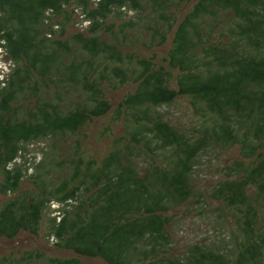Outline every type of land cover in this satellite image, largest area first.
I'll return each instance as SVG.
<instances>
[{"label":"trees","instance_id":"16d2710c","mask_svg":"<svg viewBox=\"0 0 264 264\" xmlns=\"http://www.w3.org/2000/svg\"><path fill=\"white\" fill-rule=\"evenodd\" d=\"M0 57V264H264V0H0Z\"/></svg>","mask_w":264,"mask_h":264},{"label":"rangeland","instance_id":"374dc122","mask_svg":"<svg viewBox=\"0 0 264 264\" xmlns=\"http://www.w3.org/2000/svg\"><path fill=\"white\" fill-rule=\"evenodd\" d=\"M4 62L0 57V71H3ZM129 90V87H124L118 91H115L109 95L111 101L114 103L117 102L122 98V96ZM176 109V108H175ZM173 114L172 119L176 120L181 115L176 113L175 110H172ZM102 123L97 122L94 126L91 127L93 131H95L97 127H100ZM96 126V127H95ZM93 144V149L99 150L100 147L104 146V143H91ZM40 147L37 146H30V155H35L38 153V149ZM230 159V155H222L220 159H218V163L221 164L222 162L227 161ZM205 165V164H204ZM3 200L2 195L0 194V204ZM183 212H177L176 214L179 217L176 219V224L173 227L172 232H174V238L178 244H183L186 242H191L194 240H198L200 242H206L209 238H212L213 234L211 233L210 224H208L207 220L203 219H192L190 217H185L182 215ZM45 242L41 241L39 237H34L32 235L21 233L16 238L12 240L3 239L0 240V256L8 255V254H15L16 252L22 250H30L33 248L41 249L44 248L43 244ZM59 254V253H57Z\"/></svg>","mask_w":264,"mask_h":264}]
</instances>
